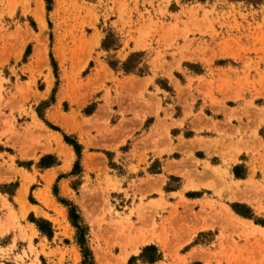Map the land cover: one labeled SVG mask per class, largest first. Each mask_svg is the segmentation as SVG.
I'll return each mask as SVG.
<instances>
[{
  "label": "rangeland",
  "instance_id": "1",
  "mask_svg": "<svg viewBox=\"0 0 264 264\" xmlns=\"http://www.w3.org/2000/svg\"><path fill=\"white\" fill-rule=\"evenodd\" d=\"M129 115L224 119L221 164L172 152L169 126L166 157L211 173L170 203L120 158L134 137L53 123ZM0 152V264H264V0H0Z\"/></svg>",
  "mask_w": 264,
  "mask_h": 264
},
{
  "label": "crops",
  "instance_id": "2",
  "mask_svg": "<svg viewBox=\"0 0 264 264\" xmlns=\"http://www.w3.org/2000/svg\"><path fill=\"white\" fill-rule=\"evenodd\" d=\"M183 116L184 115L180 116L178 121H181ZM128 118V122L53 123L63 127L65 131L74 133L78 138L83 135L85 142L89 141L88 137L90 135H97L99 141L120 144L119 148L120 146H124V144L128 143L130 139L134 137V142L130 143L129 150L124 151L122 153L124 156H121L120 158L126 162L127 166L130 164L139 165L140 171L145 170L144 173H142L143 178H146L147 175L154 176L155 180L150 183V187L154 188L160 183L161 190L165 193L164 197L168 199L170 203L176 202L174 194L182 189L190 177H193L196 183H206L210 178L211 173L198 168L200 172L199 174H189L186 172V169L192 170V162L185 161L183 155L172 158L170 156L166 157V155L170 153L169 150H166L170 145L167 138L169 126L171 127L169 133L174 143L172 146V152H181L179 149L185 148L193 150L195 158L203 163L206 161L210 164H216L214 163L216 162L214 160H218L217 165L221 164V160L223 159V149L219 146H211V143L213 141L222 142L224 139V132L231 129V126L226 125L227 122H225L224 119H215L216 117H214L213 121H211L204 118L196 119L189 117L183 122H136L133 120L132 115H129ZM90 124L96 125L98 131L96 132L94 126H90ZM146 125L148 127L145 129L144 133H139ZM232 125L238 126V123L232 122ZM145 137L148 139L147 145L145 146L147 150V160L146 164L143 165L140 162V157L133 155V151L137 146V142ZM182 143L185 145L182 146ZM155 162H159L157 170L149 171V168ZM131 176L141 178L140 173L136 175L132 174ZM160 176H164V179L159 178ZM234 177L238 178L236 175H234ZM172 179L176 181H172ZM207 190H210V188L206 186L189 188L185 190L184 195L188 199H200ZM151 193L152 195L149 197L150 199L160 198L158 194H154V191H151ZM6 235L0 236V241L5 238Z\"/></svg>",
  "mask_w": 264,
  "mask_h": 264
},
{
  "label": "trees",
  "instance_id": "3",
  "mask_svg": "<svg viewBox=\"0 0 264 264\" xmlns=\"http://www.w3.org/2000/svg\"><path fill=\"white\" fill-rule=\"evenodd\" d=\"M70 217H71L73 223L78 227L77 222H75L76 217H78L77 214L75 213V207H72L71 208V210H70ZM89 254L90 253H88V251H86V253H85V258L86 259H85V261H84L83 264H86L87 263V257H88ZM90 264H94V263H90Z\"/></svg>",
  "mask_w": 264,
  "mask_h": 264
},
{
  "label": "bare ground",
  "instance_id": "4",
  "mask_svg": "<svg viewBox=\"0 0 264 264\" xmlns=\"http://www.w3.org/2000/svg\"><path fill=\"white\" fill-rule=\"evenodd\" d=\"M22 190H24V189H21L20 191H21V193H20V195H22V194H24L25 195V193H23V191ZM22 197H24V196H22ZM22 197H20V198H22Z\"/></svg>",
  "mask_w": 264,
  "mask_h": 264
}]
</instances>
